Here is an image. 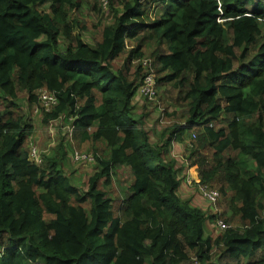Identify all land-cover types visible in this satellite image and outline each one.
Returning <instances> with one entry per match:
<instances>
[{"label": "trees", "instance_id": "trees-1", "mask_svg": "<svg viewBox=\"0 0 264 264\" xmlns=\"http://www.w3.org/2000/svg\"><path fill=\"white\" fill-rule=\"evenodd\" d=\"M87 4L0 0V99L15 107L21 91L36 106L45 89L56 103L39 107L43 123L64 117L79 141L104 145L81 190L62 171V140L37 163L32 125L0 110V264H264V0H122L93 45L74 34ZM144 40L149 63L130 80ZM150 71L155 90L175 92L179 121L157 141L132 105ZM185 132L193 182L216 187L223 222H236L213 237L216 215L177 193L185 177L169 149ZM123 167L131 181L115 216L106 189Z\"/></svg>", "mask_w": 264, "mask_h": 264}, {"label": "rangeland", "instance_id": "rangeland-1", "mask_svg": "<svg viewBox=\"0 0 264 264\" xmlns=\"http://www.w3.org/2000/svg\"><path fill=\"white\" fill-rule=\"evenodd\" d=\"M89 1L92 4V0ZM107 2L108 5L106 4V1L101 2V0H98V4H96L95 9L92 8L91 4L84 5L81 9L82 14L75 18L80 22V24L85 26V30L81 31L79 30V27H76L74 29V34H77V36L85 43L93 45L100 39L103 27L111 23L113 20V12L111 11V8H120L122 5V0H107ZM146 42L147 40L143 41L144 57L142 60L147 59L150 53L151 43ZM135 44L136 43L128 42L125 53L112 62V67L115 70H123L126 52ZM142 60L132 59L128 62V78L130 80H135L140 77L136 72L135 66L139 65L140 62L142 65ZM143 63L145 64L146 61H143ZM148 63L149 61H147L146 65H148ZM164 90L166 91V94H164ZM174 95L175 92H173L172 89L167 86H163L157 88L154 100L148 101L137 93L132 99L135 114L137 117L140 116L142 118L145 128L149 130L151 139L154 141L162 140L159 137L160 134L163 133V131H166V129L174 123L179 122L175 119V117H170L168 115L177 110V108L171 104V100L169 99ZM14 104L16 105L15 107L8 105L7 101L0 99V110H4L7 106L6 109L11 111L12 117L23 114V116L28 120V123L32 125L33 133L30 138H27L25 142V149L29 151L34 150L36 155L43 153L46 155H52L54 149L57 148L58 143L62 140L66 148L62 171L65 175L71 178V180L78 185L81 190H85L88 178L95 171L96 162L94 160L74 161L71 155L74 151H79L92 156L96 155L101 157L104 152V145L100 142L93 143L89 140L79 141L77 137L78 133L75 131L74 136L70 122H67L64 117L60 121H48L47 123H43V114L39 109V101L38 105L30 106L29 103L26 102L24 92H18L17 98L14 100ZM190 134L191 133L189 132H185L179 140L173 139L170 144L169 157L175 160V166L178 169H181V172L185 170L184 167L186 168L189 163L188 155L190 149ZM165 137L166 135L163 136V138ZM204 153L210 155L211 150L206 149ZM190 179L192 180V183L187 182L184 178V183L189 186H185L184 192H178V195L182 199L189 200L190 203L194 205L193 203L195 201L192 198L198 194L199 197L196 196V198L201 203L196 201L195 205L200 206L201 209L208 214L216 215V220L214 222L207 221V234L212 237L216 236L221 232V229L217 226V221H224V217L221 216V213H224L225 211L228 212L225 208L226 201H221L220 196L216 204H211L207 199L202 197L199 189L195 186L197 185V182H193L192 172H190ZM130 181V173L127 168H119L115 170L114 174H112L110 186L106 190L108 191V195L114 200L113 213L115 216L121 215V206L124 198L123 191ZM99 187L102 188L101 185H99ZM213 188L216 189V187ZM226 215H229V213H226ZM233 224L235 225L236 222L234 221ZM233 224H228L227 228L229 226H234Z\"/></svg>", "mask_w": 264, "mask_h": 264}, {"label": "built area", "instance_id": "built-area-1", "mask_svg": "<svg viewBox=\"0 0 264 264\" xmlns=\"http://www.w3.org/2000/svg\"><path fill=\"white\" fill-rule=\"evenodd\" d=\"M102 1H106L107 4V0H101ZM143 61H146L147 63V59L142 60V67L145 68L147 65L146 63L144 64ZM138 94L141 95L144 99L146 100H154L156 97V90H155V83L153 80V73L152 71L149 72L148 75H146L144 77L143 83L140 84L139 88H138ZM38 100L39 103L41 105V107L44 108L45 111H48L50 109V107L52 105H54L56 103V97L53 93L48 92L45 89H40L38 92ZM62 118L54 120L56 121H60ZM73 127H71L72 129ZM30 157L36 161L37 163L40 162V157L39 155H36L34 150L30 151ZM72 159L74 161H93L94 157L92 155L83 153V152H79V151H74L71 155ZM190 172L191 170L188 168L186 170V175H185V179L187 180V182L192 183V180L190 179ZM197 188L199 189L200 194L202 195L203 198L207 199L211 204H215L218 197H219V193L216 189H213L212 187H210L207 183H199L197 182ZM217 226L221 229H226L227 225L222 221L219 220L217 221Z\"/></svg>", "mask_w": 264, "mask_h": 264}, {"label": "crops", "instance_id": "crops-1", "mask_svg": "<svg viewBox=\"0 0 264 264\" xmlns=\"http://www.w3.org/2000/svg\"><path fill=\"white\" fill-rule=\"evenodd\" d=\"M184 171L183 172H181V177H183L184 178V173H186V170H187V166H186V168L184 167ZM183 174V175H182ZM186 175V174H185ZM185 181H183L182 180V182H181V185H180V187H179V189L177 190V193L178 192H184V190H185V186H189V185H186L185 183H184ZM193 185V184H192ZM192 196V195H191ZM196 196L197 197H199L198 196V194H196ZM196 196H194V198H192L195 202L193 203L194 204V206H196L195 204H196V201H198L197 200V198H196ZM198 202H200V201H198ZM201 203V202H200ZM197 207H200V206H197ZM201 208V207H200Z\"/></svg>", "mask_w": 264, "mask_h": 264}, {"label": "clouds", "instance_id": "clouds-1", "mask_svg": "<svg viewBox=\"0 0 264 264\" xmlns=\"http://www.w3.org/2000/svg\"><path fill=\"white\" fill-rule=\"evenodd\" d=\"M40 104V103H39ZM40 107H41V105H40Z\"/></svg>", "mask_w": 264, "mask_h": 264}]
</instances>
